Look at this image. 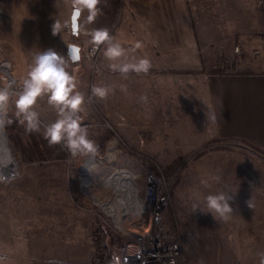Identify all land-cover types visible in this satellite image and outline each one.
Instances as JSON below:
<instances>
[{
    "label": "rangeland",
    "instance_id": "1",
    "mask_svg": "<svg viewBox=\"0 0 264 264\" xmlns=\"http://www.w3.org/2000/svg\"><path fill=\"white\" fill-rule=\"evenodd\" d=\"M72 12L71 0H0V67L7 65L11 77L0 72V88L12 82L19 91L34 56L53 48L84 95L81 123L88 138L96 144L102 127L114 135L94 156L22 162L9 142V122L4 125L16 171L0 179V264H74L66 256L73 261L83 250V264H100L92 238L99 226L123 242L113 246L112 264H143L140 243L156 222L154 206L161 209L164 232L180 240L182 264H260L264 148L244 137L216 135L201 102L203 76H125L111 70L103 45L91 58L88 12L82 11L76 34L69 29ZM55 20L64 27L53 36ZM70 43L82 46L76 62L68 56ZM94 85L109 87L108 97L93 96ZM145 95L147 103L140 99ZM35 110L46 125L57 118L47 96L38 99ZM15 112L12 96L8 120ZM89 158L92 164L82 169ZM219 192L234 196L228 220L199 209L193 213L194 205L207 212L205 197ZM80 240L87 242L83 248Z\"/></svg>",
    "mask_w": 264,
    "mask_h": 264
},
{
    "label": "crops",
    "instance_id": "2",
    "mask_svg": "<svg viewBox=\"0 0 264 264\" xmlns=\"http://www.w3.org/2000/svg\"><path fill=\"white\" fill-rule=\"evenodd\" d=\"M97 7L102 13L88 29L107 28L130 50L120 62L147 58L152 73L203 76L201 102L216 135L264 148V0H100ZM83 254L66 258L83 264Z\"/></svg>",
    "mask_w": 264,
    "mask_h": 264
},
{
    "label": "clouds",
    "instance_id": "3",
    "mask_svg": "<svg viewBox=\"0 0 264 264\" xmlns=\"http://www.w3.org/2000/svg\"><path fill=\"white\" fill-rule=\"evenodd\" d=\"M99 3L100 0H71L74 14L87 10L89 22L102 13L97 7ZM62 27L64 25L55 20L52 25V35L59 34ZM91 43L96 47L104 46L103 55L110 61L109 67L114 72L126 76L129 72L147 74L151 69V62L147 58L135 59L134 62H120L130 50L117 42L107 28L93 30ZM136 47L140 45L137 44ZM76 88V77L67 70L64 57L53 48L41 51L34 56L19 91L14 90L12 82L0 88V129L10 122L9 101L15 96V116L19 123L25 125L29 132L39 131L41 121L35 106L39 98L47 96L48 104L57 114L55 121L44 126L43 136L49 145H61L72 157L94 156L98 151L97 145L88 138L87 128L81 123L84 95ZM121 89L126 90V86H121ZM109 92L110 88L107 86L94 85L91 89L92 95L100 99H106ZM140 99L147 103L146 95ZM212 179L218 181L219 177L215 176ZM201 183L207 186L208 181L202 180ZM233 199V195L225 192L209 194L205 197L207 212L194 205L193 213L199 209L202 213H210L215 220L218 216L226 221L234 212L230 204ZM246 203L252 208L251 200ZM260 257V264H264V253H261Z\"/></svg>",
    "mask_w": 264,
    "mask_h": 264
},
{
    "label": "trees",
    "instance_id": "4",
    "mask_svg": "<svg viewBox=\"0 0 264 264\" xmlns=\"http://www.w3.org/2000/svg\"><path fill=\"white\" fill-rule=\"evenodd\" d=\"M214 72L218 71L216 70ZM9 120V125H7L9 142L14 154L20 161L34 162L46 158H60L62 161H65L68 158V152L61 145L50 146L48 141L44 138L43 132L46 123L41 122L39 131L29 132L26 130L25 125L19 123L13 113H10ZM98 133L99 134L96 136V145L98 152H100L105 149L106 141L113 137L114 132L109 128L102 127L99 128ZM251 144L255 143L252 142ZM72 162L76 163L77 161L74 158ZM170 212L171 211H169V214L171 215ZM99 231H102V236H100ZM92 238L93 248L95 252L97 251L100 264H112L113 259L111 257V251L113 250V246L122 245V240L118 236L108 232L103 226H99L92 230ZM101 238H103V243L99 245Z\"/></svg>",
    "mask_w": 264,
    "mask_h": 264
},
{
    "label": "built area",
    "instance_id": "5",
    "mask_svg": "<svg viewBox=\"0 0 264 264\" xmlns=\"http://www.w3.org/2000/svg\"><path fill=\"white\" fill-rule=\"evenodd\" d=\"M72 30V26L69 25ZM101 46H91L89 55L91 58L98 57ZM236 51H240V47H236ZM161 216L160 207L152 208V217L156 222L151 224V231H147L140 243L142 248L143 264H182L181 244L180 240L173 235L166 234L159 222ZM153 222V221H152Z\"/></svg>",
    "mask_w": 264,
    "mask_h": 264
},
{
    "label": "bare ground",
    "instance_id": "6",
    "mask_svg": "<svg viewBox=\"0 0 264 264\" xmlns=\"http://www.w3.org/2000/svg\"><path fill=\"white\" fill-rule=\"evenodd\" d=\"M0 72L8 76V78H11L7 65L2 64V66L0 67ZM92 162H93L92 158L87 159L82 169H88L92 164ZM15 171H16V163L7 145L6 137L2 128L0 129V179L10 177Z\"/></svg>",
    "mask_w": 264,
    "mask_h": 264
},
{
    "label": "water",
    "instance_id": "7",
    "mask_svg": "<svg viewBox=\"0 0 264 264\" xmlns=\"http://www.w3.org/2000/svg\"><path fill=\"white\" fill-rule=\"evenodd\" d=\"M78 17L79 15L74 17L73 11L71 15V26L74 34L78 32ZM68 56L73 62L78 61L80 59V46L75 43H70L68 45Z\"/></svg>",
    "mask_w": 264,
    "mask_h": 264
},
{
    "label": "snow or ice",
    "instance_id": "8",
    "mask_svg": "<svg viewBox=\"0 0 264 264\" xmlns=\"http://www.w3.org/2000/svg\"><path fill=\"white\" fill-rule=\"evenodd\" d=\"M78 15H79V14H78V13H76V14H74V17H75V16H78ZM77 58H78V57H77Z\"/></svg>",
    "mask_w": 264,
    "mask_h": 264
}]
</instances>
